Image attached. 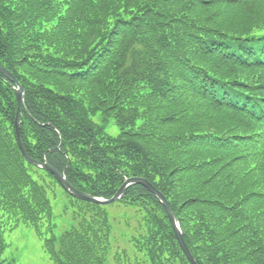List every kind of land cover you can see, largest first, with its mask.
I'll return each instance as SVG.
<instances>
[{
	"label": "trees",
	"instance_id": "trees-1",
	"mask_svg": "<svg viewBox=\"0 0 264 264\" xmlns=\"http://www.w3.org/2000/svg\"><path fill=\"white\" fill-rule=\"evenodd\" d=\"M0 65L25 89L31 158L105 198L144 177L197 264H264V0H0ZM13 87L0 72V264L14 263L4 234L20 223L54 264H191L141 184L113 203L140 215L133 256L112 204L63 189L75 223L54 234L60 185L21 153Z\"/></svg>",
	"mask_w": 264,
	"mask_h": 264
},
{
	"label": "rangeland",
	"instance_id": "rangeland-1",
	"mask_svg": "<svg viewBox=\"0 0 264 264\" xmlns=\"http://www.w3.org/2000/svg\"><path fill=\"white\" fill-rule=\"evenodd\" d=\"M112 120L110 119V125H107L105 130L111 135H115L119 129L113 124ZM49 196L51 197L54 213V234L59 236L75 223L71 218L72 204L61 186H57L54 192L49 191ZM109 213L115 217L113 234L116 244L120 249H125L128 255L133 256L135 251L128 241L127 234H131L139 225L140 215L130 208L117 204L109 206ZM122 220L123 222H121ZM4 235L7 248L3 257L13 260V264H54L44 251L43 239L37 235L33 226L20 223L14 228L6 229ZM136 258L138 260L140 256L137 254ZM130 264H135V262L132 261Z\"/></svg>",
	"mask_w": 264,
	"mask_h": 264
},
{
	"label": "water",
	"instance_id": "water-1",
	"mask_svg": "<svg viewBox=\"0 0 264 264\" xmlns=\"http://www.w3.org/2000/svg\"><path fill=\"white\" fill-rule=\"evenodd\" d=\"M0 72L5 74L9 79H11L16 87L14 88L16 96H17V101H18V110H17V114H16V119H15V133L17 136V141H18V145L20 147V150L24 156V158L32 163V164H36L38 167L51 172L55 179L61 184V186L72 196L78 198V199H82V200H86L89 201L91 203H96V204H100V205H106V204H110L116 200H118L122 194L123 191L125 190L126 187H128L129 185L132 184H141L143 186H145L146 188H148L152 193H154L158 199L160 200V202L164 205L166 211H167V215L170 219L171 225L173 227V230L175 232V235L177 237V240L183 250V252L186 254L187 258L189 259V261L191 262V264H197L194 257L192 256L191 252L189 251L184 239H183V235H182V231L180 229L179 223L176 221L174 212L172 210V208L170 207L169 202L167 201V199L164 197V195L154 186L150 183V181H148L146 178L144 177H129L127 178L122 185L118 188V190L116 191V193L111 197V198H103V197H96L93 196L89 193L83 192L78 190L77 188H75L68 180L67 178L62 175L61 173H59L53 166H51L47 161H37L32 159L31 157H29L26 153L25 147L23 145L22 139H21V135H20V122H19V117H20V109H21V105L22 103H24V88L20 85V83L15 79V77L8 72L4 67H2L0 65Z\"/></svg>",
	"mask_w": 264,
	"mask_h": 264
}]
</instances>
